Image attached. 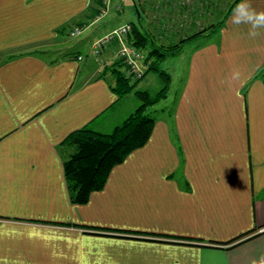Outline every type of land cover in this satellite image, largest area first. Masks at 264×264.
Here are the masks:
<instances>
[{
    "label": "crops",
    "instance_id": "crops-1",
    "mask_svg": "<svg viewBox=\"0 0 264 264\" xmlns=\"http://www.w3.org/2000/svg\"><path fill=\"white\" fill-rule=\"evenodd\" d=\"M91 2L0 0V264H264V25L250 37L252 21L233 26L231 11L221 38L192 47L185 75L171 77L182 83L174 120H157L105 187L75 204L64 140L84 126L109 132L138 106L93 63V42L113 27L85 24L65 40ZM147 10L145 20L157 15ZM49 42L68 52L34 48Z\"/></svg>",
    "mask_w": 264,
    "mask_h": 264
},
{
    "label": "trees",
    "instance_id": "trees-1",
    "mask_svg": "<svg viewBox=\"0 0 264 264\" xmlns=\"http://www.w3.org/2000/svg\"><path fill=\"white\" fill-rule=\"evenodd\" d=\"M155 1L158 2L159 0H133L134 8L141 13V16L137 19L138 23H131L132 28L128 33V40L141 48L150 46V56L158 54L160 58L155 62L148 64L143 75L135 80H132L131 77L127 75L125 67L124 69L122 68L124 66L122 61H117L114 63V67L111 68L114 77L113 85H111L113 91H115L118 97L134 92L141 101L140 105L137 106V108L122 123L116 125L109 132H101L90 126H84L70 133L64 140V143L69 144L73 149L72 154H70L65 160L64 166L67 184L71 192V200L75 204L87 203L93 192L102 190L107 184L113 169L117 165L122 164L132 152L143 147L151 137L157 118L147 113V109L153 107L161 100L166 99L171 82V77L160 66L161 61L170 55L182 53L184 46L188 43L208 40L211 38L220 28H222L230 12L240 0L233 1L228 12L222 19L217 20L202 29H198L191 34L182 35L177 40H170L165 44H158L155 41V37L152 36L150 30L146 28L143 23L145 19L142 12H147L148 6L155 9ZM160 1L159 3H161ZM209 1L210 0H163V5L172 9L176 3L179 5L178 7L185 12L188 11L189 13H193L196 11L195 4L198 3L199 6L201 5L205 7L210 4ZM98 5H100L99 0H92L88 11H91L92 15H94L98 12ZM158 15L166 16L165 13ZM152 18L157 19L158 17L156 16ZM167 19L170 18L167 16L166 18H162L164 22L165 20L168 21ZM81 23V21L75 22L74 25H81ZM73 26L71 28H74ZM71 28L68 33L71 31ZM149 71L157 72L165 82V85L155 96H152L147 90L134 91L136 84L144 78ZM258 76L263 77L264 79V71L259 73ZM109 231L127 234L131 233L138 237L158 236L157 234L151 233L125 232V230ZM246 235L247 234H243L227 243L229 244L234 241L238 242ZM158 237L198 242L196 239L184 237L166 235Z\"/></svg>",
    "mask_w": 264,
    "mask_h": 264
},
{
    "label": "rangeland",
    "instance_id": "rangeland-1",
    "mask_svg": "<svg viewBox=\"0 0 264 264\" xmlns=\"http://www.w3.org/2000/svg\"><path fill=\"white\" fill-rule=\"evenodd\" d=\"M100 5H98V12L92 15L91 11H87L89 17L85 18V22H82L81 25H74L73 27H80L81 29L85 28V24H89L92 27H98L107 30L113 27V29L109 30L108 33L115 29H119L123 26L127 21H131L128 23H138L137 16L135 11L133 10L132 0H110L108 3H105L103 0H99ZM160 1V0H159ZM155 1V9L157 12L156 18H150L149 20H144L143 23L146 28L150 30L152 36L155 37V41L158 44L168 43L170 40H177L182 35L191 34L198 29H202L211 23L216 22L217 20L222 19L225 14L228 12L230 5L234 0H210V4L208 6H199L198 3L195 4V12L189 13L188 11L182 10L178 7V4H174L173 8L167 7L163 5V0ZM163 5V6H162ZM105 10V12H104ZM158 10V11H157ZM163 10V11H162ZM147 12H150L147 10ZM165 13L166 16L170 19L168 21L162 20V18H166L165 15L158 14ZM180 13V14H178ZM154 16V17H156ZM230 19V18H229ZM228 20V19H227ZM227 20L225 21L222 28L219 29L217 33H215L209 40H200L188 43L184 46L183 52L177 55H170L161 61L160 66L168 73L170 77H176L180 79V76H184L187 69H184L187 66V63L190 61V55L193 50L192 47L197 48L202 47L203 45L210 42V40L215 39L217 37L222 36V29L227 26ZM123 24H119L122 23ZM132 28V26H131ZM73 28H71L72 31ZM71 31L68 33V36L65 37V40L72 44L73 41L76 42L78 38L82 36V32L80 34L72 35ZM108 33L102 35V37L106 36ZM100 37V38H102ZM221 38V37H220ZM96 41V40H95ZM94 41V42H95ZM93 42V43H94ZM195 44V45H194ZM93 46V45H92ZM137 46V45H136ZM64 47V48H63ZM115 47L116 52H118L120 48V44L117 42H113L110 44L108 48ZM34 48L40 49L41 53L49 55L50 57H56L60 53L65 54L68 50L65 48V44L62 43H53L49 42L46 44H42L41 46H36ZM33 48V49H34ZM106 48L104 52L108 49ZM138 50L141 54L140 66L146 70L147 65L155 62L160 57L158 54L150 56L151 47H138ZM103 52V53H104ZM115 52V62L109 63L103 66L104 60L101 59L103 53L99 57H95L93 60L94 66H98L101 68V74L107 76L108 79L114 80L112 67H114V63L117 61H121L117 59ZM124 69V66L122 67ZM97 75V74H96ZM165 85L164 79L155 71H149L146 76L141 79L136 86L135 90H147L152 96H155L158 91ZM173 85V86H172ZM172 87V89H171ZM182 83L178 80V83L174 86V84L170 82V86L167 92V99L161 100L159 103L155 104L153 107H149L147 109V113L152 116H155L157 120L167 119L168 121L174 120V115L176 113V106L179 100V96L181 93ZM171 89V90H170ZM134 94V92H133ZM133 97H130V100ZM138 106L141 101L138 97L132 100V104L136 103ZM136 109V108H135Z\"/></svg>",
    "mask_w": 264,
    "mask_h": 264
},
{
    "label": "built area",
    "instance_id": "built-area-1",
    "mask_svg": "<svg viewBox=\"0 0 264 264\" xmlns=\"http://www.w3.org/2000/svg\"><path fill=\"white\" fill-rule=\"evenodd\" d=\"M108 3L110 0H103ZM105 12V10H104ZM131 30V23H125L119 29H115L106 36L97 39L92 46V55L95 57L101 56L106 48L113 42L120 44L117 59L121 60L126 68V73L132 80L140 78L145 70L140 66L141 54L137 46L128 40V33ZM82 29L78 26L71 31L72 35L80 34ZM82 57H79L81 59Z\"/></svg>",
    "mask_w": 264,
    "mask_h": 264
},
{
    "label": "clouds",
    "instance_id": "clouds-1",
    "mask_svg": "<svg viewBox=\"0 0 264 264\" xmlns=\"http://www.w3.org/2000/svg\"><path fill=\"white\" fill-rule=\"evenodd\" d=\"M231 23L233 26H239L240 21L242 19L252 21V25L248 28V35L250 37H256L259 35V27L264 25V10L257 11L256 9L252 8L248 2V0H241L240 3L236 5L235 8L232 10ZM234 79L240 78L239 70L234 71L233 73Z\"/></svg>",
    "mask_w": 264,
    "mask_h": 264
}]
</instances>
